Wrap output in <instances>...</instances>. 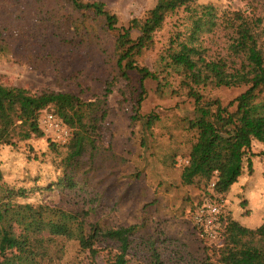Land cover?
Segmentation results:
<instances>
[{"label": "rangeland", "instance_id": "1", "mask_svg": "<svg viewBox=\"0 0 264 264\" xmlns=\"http://www.w3.org/2000/svg\"><path fill=\"white\" fill-rule=\"evenodd\" d=\"M83 1L103 3L117 17L118 29L128 27L131 19L144 18L156 3ZM204 6L212 7L217 22L210 31L202 28L194 43L206 60L230 56L231 29L221 24L225 14L240 11L249 19L262 17L264 28V0H197L190 7L196 9L195 15L185 8L168 15L153 34L152 46L135 58L138 66L158 77L143 83L145 99L140 116H157L148 129L145 119L131 121L140 77L135 71L124 77L117 67L118 31L108 30L104 20L91 12L74 10L70 0H0V83L32 94L70 93L84 101L104 102L107 110L99 124L101 139L96 151L92 158L88 152L82 157L87 177L77 180L73 188L58 182L68 142L51 145L52 138L41 127V138L0 149L2 187L14 195V202L89 211L86 224L100 227L101 241L95 245L98 252L93 258L80 250L77 241L48 238L44 233L35 264H109L117 244L102 239L105 229L132 225L137 228L126 264H150L151 244L165 264H200L206 255L204 248L219 240L218 236H201L194 221L204 204L216 206L224 219L230 217L242 226L254 229L264 224L262 144L251 143L241 174L222 193L212 188L213 179L208 185L181 182L182 168L196 140L188 121L196 114L194 102L181 84L182 76L169 66V54L178 50L180 43H188L194 20ZM139 35L136 29L130 32L132 39ZM259 45L264 57V35ZM246 88L208 85L200 93L205 101L216 100L225 106ZM44 112L53 110L42 111L39 120ZM19 189L25 191L23 196L17 194Z\"/></svg>", "mask_w": 264, "mask_h": 264}, {"label": "trees", "instance_id": "2", "mask_svg": "<svg viewBox=\"0 0 264 264\" xmlns=\"http://www.w3.org/2000/svg\"><path fill=\"white\" fill-rule=\"evenodd\" d=\"M196 1L156 0L144 18L131 19L128 27L118 29L117 17L106 10L103 3L70 0L74 10L91 12L104 20L108 30L118 31L115 41L117 67L124 77L128 71H135L140 77L131 121L145 119L148 129L157 116L153 113L146 118L140 116L141 103L145 99L143 83L158 77L148 68L138 66L135 58L152 46L153 34L168 15L181 8L195 15L196 9L190 7ZM221 24L231 29L228 58L206 60L194 45L202 28L210 31L217 25L211 6L201 8L188 43H180L179 49L169 54V66L182 76L181 84L193 100L196 114L188 121V128L196 132V140L188 153L187 164L182 168L181 182L184 185H208L216 173L213 189L217 193L224 192L241 174L243 158L252 142L263 145L259 156L264 157V57L259 45V38L264 35L262 17L249 19L235 11L225 14ZM135 29L140 35L132 39L130 32ZM2 44L0 32V53ZM208 85L247 88L223 106L219 101L203 99L200 90ZM50 108L51 113L72 131L58 182L73 188L77 180L88 174L83 165L84 153L88 152V158H92L101 139L99 124L107 116L104 102L84 101L66 92L32 94L24 88L0 83V149L32 137L41 138L39 115ZM251 164L248 160L249 173ZM2 180L0 169V264H35L36 257L41 254L38 250L43 246L45 239L41 235L44 233L48 238L58 236L77 241L80 250L87 251L91 258L97 254L95 245L101 241L100 227L97 223L86 224L89 211L72 212L56 206L16 203L12 200L14 195L4 191ZM24 193L21 189L17 192L20 196ZM136 228L132 225L105 229L102 239L117 244L109 264L127 263L126 256ZM218 239L217 243L204 248L206 255L200 264H264V224L252 229L221 216ZM150 252V264H165L153 244Z\"/></svg>", "mask_w": 264, "mask_h": 264}, {"label": "built area", "instance_id": "3", "mask_svg": "<svg viewBox=\"0 0 264 264\" xmlns=\"http://www.w3.org/2000/svg\"><path fill=\"white\" fill-rule=\"evenodd\" d=\"M39 126L45 133L52 138L54 142L65 144L69 140V129L64 126L60 119L54 114L44 112ZM216 180V173L211 182L212 188ZM196 225L200 227L201 236H206L209 239H216L220 229L219 209L211 204H204L194 215Z\"/></svg>", "mask_w": 264, "mask_h": 264}]
</instances>
